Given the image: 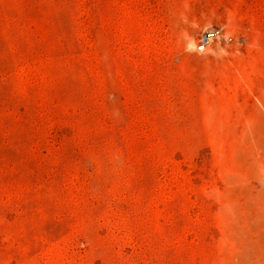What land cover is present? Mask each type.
Returning <instances> with one entry per match:
<instances>
[{"label":"rangeland","instance_id":"rangeland-1","mask_svg":"<svg viewBox=\"0 0 264 264\" xmlns=\"http://www.w3.org/2000/svg\"><path fill=\"white\" fill-rule=\"evenodd\" d=\"M0 264H264V0H0Z\"/></svg>","mask_w":264,"mask_h":264},{"label":"built area","instance_id":"built-area-1","mask_svg":"<svg viewBox=\"0 0 264 264\" xmlns=\"http://www.w3.org/2000/svg\"><path fill=\"white\" fill-rule=\"evenodd\" d=\"M221 37V31L218 28L204 31L200 34L197 44L196 51H204L213 41L218 40Z\"/></svg>","mask_w":264,"mask_h":264}]
</instances>
